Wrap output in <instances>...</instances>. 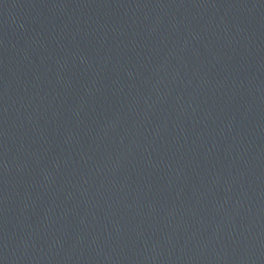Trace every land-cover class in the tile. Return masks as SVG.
Here are the masks:
<instances>
[{"label":"water","instance_id":"1","mask_svg":"<svg viewBox=\"0 0 264 264\" xmlns=\"http://www.w3.org/2000/svg\"><path fill=\"white\" fill-rule=\"evenodd\" d=\"M0 264H264V0H0Z\"/></svg>","mask_w":264,"mask_h":264}]
</instances>
